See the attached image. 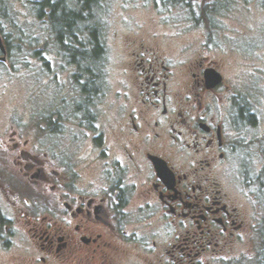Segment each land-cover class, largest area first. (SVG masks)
Wrapping results in <instances>:
<instances>
[{
  "label": "flooded vegetation",
  "instance_id": "af4514ba",
  "mask_svg": "<svg viewBox=\"0 0 264 264\" xmlns=\"http://www.w3.org/2000/svg\"><path fill=\"white\" fill-rule=\"evenodd\" d=\"M34 1L39 17L45 0ZM65 4L84 9V0ZM168 39L125 36L112 102L104 46L88 55L80 37L73 52L66 38L52 57L61 75L34 54L33 117L16 122L14 112L0 133V264L262 263L264 199L248 207L245 182L230 177L247 140L239 106L251 108L234 102L222 60L172 55Z\"/></svg>",
  "mask_w": 264,
  "mask_h": 264
},
{
  "label": "rangeland",
  "instance_id": "374dc122",
  "mask_svg": "<svg viewBox=\"0 0 264 264\" xmlns=\"http://www.w3.org/2000/svg\"><path fill=\"white\" fill-rule=\"evenodd\" d=\"M100 2V6L103 5L95 8L94 14L95 20L101 22L110 59L106 72L109 80L107 102L115 100L118 90L121 92L118 82L122 79V68L116 62L122 59L120 55L125 36L147 38L155 33L167 35L169 41L166 45L172 55H182L189 60L203 54L225 63L227 82L236 90L234 102L238 105L243 97L257 123L244 126L240 119H236L239 130L243 135L245 133L247 140H242L243 146H240L238 160L231 169L230 177L237 188L246 184L251 195L248 207L255 206L258 210L262 200L256 185L264 158V138L260 139L264 133V0ZM34 3V0H0V7L3 8L2 11L0 9V32L7 37L11 48L8 64H0V133L4 131L6 118L14 112L12 115L16 122L31 121L33 117V92L37 83L35 74L40 67V60L34 54L39 53V58H49V61L45 59L41 63L44 69H55L60 75L63 73V66L52 58L56 56L54 53L61 50L52 41L54 30L50 31L46 23L48 15L38 17ZM204 8H208L207 14H212V26L205 22ZM215 10L217 13H213ZM35 37L36 41L33 39ZM44 74L40 71L41 83L45 79ZM237 91L240 95H236Z\"/></svg>",
  "mask_w": 264,
  "mask_h": 264
},
{
  "label": "trees",
  "instance_id": "16d2710c",
  "mask_svg": "<svg viewBox=\"0 0 264 264\" xmlns=\"http://www.w3.org/2000/svg\"><path fill=\"white\" fill-rule=\"evenodd\" d=\"M65 3L66 0H45V3L38 9L40 18H43L45 15L49 16V21L46 23L49 24L50 31L52 29L54 30V38H56V41H59L60 52L64 53V51H66V44L64 43L66 38L70 37L73 40L72 51L75 52V43L79 42L78 38L86 36L88 37V42H86L87 50L82 52L91 55L92 53H96L98 50L97 48L101 45L104 46L105 52V43L99 40L98 25H95V22L98 20H95L96 16L94 13L96 12H94V9L99 8L101 4L100 0H84V9L82 11L77 7H74L70 11ZM97 3H99V5ZM102 5L100 7H102ZM0 9L2 11L3 8L0 7ZM46 9L50 10L49 14L46 13ZM204 10V18L208 20V14L206 12L208 8H204ZM4 16H7V14H4ZM89 58L90 57H88V60ZM241 106L242 105L239 106L241 109L240 111L241 114L244 115L247 124L255 125V115L250 114L246 107ZM256 186L260 191L261 197L264 199V168L259 173L258 184ZM262 258L261 264H264V251L262 253Z\"/></svg>",
  "mask_w": 264,
  "mask_h": 264
},
{
  "label": "water",
  "instance_id": "95a60500",
  "mask_svg": "<svg viewBox=\"0 0 264 264\" xmlns=\"http://www.w3.org/2000/svg\"><path fill=\"white\" fill-rule=\"evenodd\" d=\"M0 51L3 54H6L5 45L3 43V38H2L1 35H0ZM1 60L4 61L6 59L5 58H1ZM207 79L210 82L215 83V85L222 82L221 75L219 73H215V71H208V73H207Z\"/></svg>",
  "mask_w": 264,
  "mask_h": 264
}]
</instances>
